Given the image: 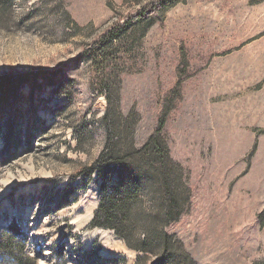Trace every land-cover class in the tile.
<instances>
[{
  "label": "rangeland",
  "instance_id": "obj_1",
  "mask_svg": "<svg viewBox=\"0 0 264 264\" xmlns=\"http://www.w3.org/2000/svg\"><path fill=\"white\" fill-rule=\"evenodd\" d=\"M152 1L0 9V74L64 78L0 96V232L17 224L36 264L135 263L113 230L89 225L99 180L74 175L104 148L107 112L131 114L141 146L174 89L163 133L190 203L170 232L198 264H264V0L176 2L107 45L98 71L103 53L88 48ZM108 71L110 106L98 76Z\"/></svg>",
  "mask_w": 264,
  "mask_h": 264
},
{
  "label": "trees",
  "instance_id": "obj_2",
  "mask_svg": "<svg viewBox=\"0 0 264 264\" xmlns=\"http://www.w3.org/2000/svg\"><path fill=\"white\" fill-rule=\"evenodd\" d=\"M179 1L182 0L152 1L136 16L105 31L85 54L103 53L96 63L98 71L104 70L106 63L103 58L107 45L116 41L131 25L158 16ZM11 3L12 0H0V9ZM60 74L57 71L0 74V96L17 93L19 85L26 81L33 88L38 84L36 80L39 75L45 83H57L59 86L64 80ZM98 76L101 77V91L110 106L111 71L104 73L103 77ZM175 95V89L166 95L157 126L141 146H137L133 140L131 114L120 123L107 112L103 117L108 131L104 148L92 163L74 175H81L85 183H97L99 180L98 203L89 225L113 230L127 247L138 252L134 264H198L169 229L179 221L190 203L183 173L179 164L172 159L163 133ZM94 174L95 179L92 178ZM261 216L264 217V210ZM9 228L0 232V264H36L25 251L26 239L20 227L12 223ZM59 258L55 264H58ZM62 261L60 258L59 262Z\"/></svg>",
  "mask_w": 264,
  "mask_h": 264
},
{
  "label": "water",
  "instance_id": "obj_3",
  "mask_svg": "<svg viewBox=\"0 0 264 264\" xmlns=\"http://www.w3.org/2000/svg\"><path fill=\"white\" fill-rule=\"evenodd\" d=\"M92 215H93V212H92ZM102 229H107V228H102ZM110 230V229H109Z\"/></svg>",
  "mask_w": 264,
  "mask_h": 264
},
{
  "label": "bare ground",
  "instance_id": "obj_4",
  "mask_svg": "<svg viewBox=\"0 0 264 264\" xmlns=\"http://www.w3.org/2000/svg\"><path fill=\"white\" fill-rule=\"evenodd\" d=\"M100 229V228H99ZM105 230H107V229H105ZM109 230V229H108Z\"/></svg>",
  "mask_w": 264,
  "mask_h": 264
}]
</instances>
